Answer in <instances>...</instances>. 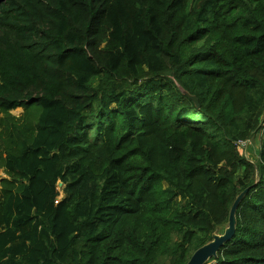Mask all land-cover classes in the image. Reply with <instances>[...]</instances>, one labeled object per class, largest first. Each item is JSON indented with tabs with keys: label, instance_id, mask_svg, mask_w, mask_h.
Returning a JSON list of instances; mask_svg holds the SVG:
<instances>
[{
	"label": "trees",
	"instance_id": "1",
	"mask_svg": "<svg viewBox=\"0 0 264 264\" xmlns=\"http://www.w3.org/2000/svg\"><path fill=\"white\" fill-rule=\"evenodd\" d=\"M262 128L264 0H0V264H264Z\"/></svg>",
	"mask_w": 264,
	"mask_h": 264
},
{
	"label": "water",
	"instance_id": "2",
	"mask_svg": "<svg viewBox=\"0 0 264 264\" xmlns=\"http://www.w3.org/2000/svg\"><path fill=\"white\" fill-rule=\"evenodd\" d=\"M191 97L195 100L197 104H199L198 98L194 95H191ZM62 186V183L59 184ZM238 202L235 203L231 215H230V221H229V229L228 232H225V234H222L219 237H216L211 242L205 244L204 246L197 249L193 255L191 256L190 260L187 264H207L210 258H212L214 255L217 254L218 250L221 248L223 243L233 235L235 231V207Z\"/></svg>",
	"mask_w": 264,
	"mask_h": 264
},
{
	"label": "rangeland",
	"instance_id": "3",
	"mask_svg": "<svg viewBox=\"0 0 264 264\" xmlns=\"http://www.w3.org/2000/svg\"><path fill=\"white\" fill-rule=\"evenodd\" d=\"M95 83H97V80L95 81ZM23 109L22 108H18L13 110V113L16 115H20L22 114ZM264 136V128L260 129L258 134L252 139V142L250 143L249 146L245 147V148H241V152L242 154L249 158L250 160L257 162L259 159V153H260V147H261V142H262V138ZM5 176L4 172L2 169H0V183H1V179ZM0 188H1V184H0ZM229 226L226 227L224 232H228ZM221 232V231H218ZM222 234L216 233L213 237V240L216 237L221 236Z\"/></svg>",
	"mask_w": 264,
	"mask_h": 264
},
{
	"label": "built area",
	"instance_id": "4",
	"mask_svg": "<svg viewBox=\"0 0 264 264\" xmlns=\"http://www.w3.org/2000/svg\"><path fill=\"white\" fill-rule=\"evenodd\" d=\"M252 139L253 138L241 139V140L238 141V146L240 148H245V147L250 145V143L252 142Z\"/></svg>",
	"mask_w": 264,
	"mask_h": 264
}]
</instances>
